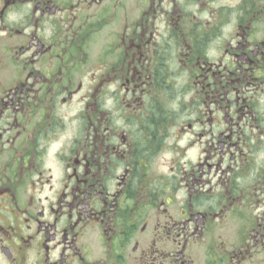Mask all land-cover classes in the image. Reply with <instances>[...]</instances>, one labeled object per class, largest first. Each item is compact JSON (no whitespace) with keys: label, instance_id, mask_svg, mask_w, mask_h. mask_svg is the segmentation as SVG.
<instances>
[{"label":"flooded vegetation","instance_id":"obj_1","mask_svg":"<svg viewBox=\"0 0 264 264\" xmlns=\"http://www.w3.org/2000/svg\"><path fill=\"white\" fill-rule=\"evenodd\" d=\"M0 264H264V0H0Z\"/></svg>","mask_w":264,"mask_h":264}]
</instances>
